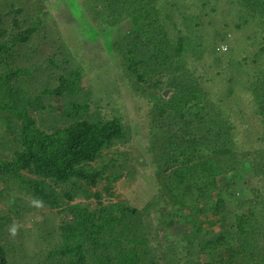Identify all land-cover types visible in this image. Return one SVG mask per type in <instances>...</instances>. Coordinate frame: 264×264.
Returning <instances> with one entry per match:
<instances>
[{
    "label": "trees",
    "instance_id": "trees-1",
    "mask_svg": "<svg viewBox=\"0 0 264 264\" xmlns=\"http://www.w3.org/2000/svg\"><path fill=\"white\" fill-rule=\"evenodd\" d=\"M238 2L85 0L98 31L131 24L111 49L149 105L152 162L171 161L154 171L158 192L188 228L186 245L161 248L151 203L115 193L133 168L126 150L108 155L131 127L98 110L44 0H0V264H264V4ZM203 34L216 36L209 54ZM244 161L249 194L226 187ZM33 215L42 221L26 225Z\"/></svg>",
    "mask_w": 264,
    "mask_h": 264
},
{
    "label": "rangeland",
    "instance_id": "rangeland-1",
    "mask_svg": "<svg viewBox=\"0 0 264 264\" xmlns=\"http://www.w3.org/2000/svg\"><path fill=\"white\" fill-rule=\"evenodd\" d=\"M233 1L235 4L239 3L238 1L242 2V0ZM261 1L264 4V0ZM44 3L49 11L48 18L54 20L58 25L56 28L58 34L63 36L76 59L84 65V78L92 89V97L98 110L104 114H110L112 109L116 110L125 125L131 127V140L127 146L123 147L117 144L108 155L109 157L116 149L126 150L129 153L130 168H133V175L116 181L115 193L137 207H142L147 202L151 203L149 221L152 227L153 240L155 243L158 240L161 243L159 244L161 248L162 244L186 245L188 240L184 233L188 228L184 227L182 222L179 223L177 218L174 220L175 209L165 204V198L158 192L159 189L154 176V171L157 168L167 165L171 161H166L167 163L164 162L163 164L152 162L145 142L146 139H144L145 126L148 125L146 112L149 105L144 99L136 97L126 89L123 74L111 49V42L130 28L131 24L127 21L105 31H98L93 24L92 15L88 13L85 7V0H44ZM179 9L184 11L183 5L179 4L178 11ZM215 37L203 34L202 37L198 38L204 54L206 52L209 54L211 46L216 41ZM219 48L223 50L227 46L221 43ZM216 59L214 56L211 62L213 68L218 67ZM258 143L255 146H258ZM250 166L248 161H244L226 177L228 190L249 194L247 188L252 184ZM5 190L6 187L0 177V205L4 207L6 215L10 216V204ZM219 193L221 192H217V194ZM157 200L160 201L157 202ZM91 201L94 199L92 198ZM183 216L185 219V215ZM207 217H209V213ZM41 219V216L33 215L27 218L25 223L28 226L35 225L40 223ZM229 221L231 222V217H229ZM169 224L170 228H168ZM214 228V225L210 223L206 230ZM186 264H195V262H186Z\"/></svg>",
    "mask_w": 264,
    "mask_h": 264
},
{
    "label": "clouds",
    "instance_id": "clouds-1",
    "mask_svg": "<svg viewBox=\"0 0 264 264\" xmlns=\"http://www.w3.org/2000/svg\"><path fill=\"white\" fill-rule=\"evenodd\" d=\"M36 206H39L40 204H42V201L36 200L33 202ZM18 229H19V225L14 223L13 225H11L9 227V233L11 236L15 237L18 233Z\"/></svg>",
    "mask_w": 264,
    "mask_h": 264
},
{
    "label": "water",
    "instance_id": "water-1",
    "mask_svg": "<svg viewBox=\"0 0 264 264\" xmlns=\"http://www.w3.org/2000/svg\"><path fill=\"white\" fill-rule=\"evenodd\" d=\"M171 89L170 88H165L162 90V94L164 97H167L168 94L170 93Z\"/></svg>",
    "mask_w": 264,
    "mask_h": 264
}]
</instances>
